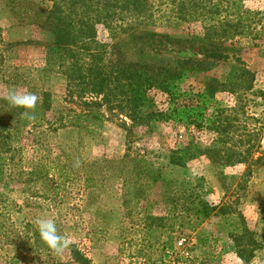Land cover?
<instances>
[{
	"label": "trees",
	"instance_id": "16d2710c",
	"mask_svg": "<svg viewBox=\"0 0 264 264\" xmlns=\"http://www.w3.org/2000/svg\"><path fill=\"white\" fill-rule=\"evenodd\" d=\"M45 1L47 5L22 0L10 7L12 13L16 7L23 8L18 16L20 23L26 21L36 27L45 35L44 40L6 43L0 31L1 84L24 85L26 93H34L38 98L35 109L30 111L34 118L30 119L22 115L23 109L11 107L7 96L0 95V184L23 177L24 181H31L52 167L61 178L58 182L51 181L55 183L53 189L64 187L68 180L66 166L58 159L32 157L33 166L26 170L29 150L34 151L39 146L38 138L46 133L65 128L81 131L88 123L107 116H121L129 121V125L122 122L129 139L132 128L149 127L151 122H170L186 128L190 137L187 144L167 156V166L173 169L184 168L187 161L201 155L221 165L261 160V157L253 160V155L260 149L264 116L246 114L243 96L253 91L254 75L237 56L243 50L239 39L250 41L252 46L263 42L264 6L252 11L244 7V0ZM157 17L171 25L196 24L200 32L184 38L157 32L154 28ZM100 27L108 32L109 43L98 41ZM19 46H35L43 54L41 72L63 81L60 108H54L52 92L34 84L28 86V78L19 73L21 66L16 65L12 55L5 62L4 53ZM230 56L236 58V64L228 67L227 75L211 76L210 72L228 62ZM198 76H202L198 90H182L187 80ZM152 91L166 97V109L155 111L145 106ZM225 92L234 96V106L216 107V95ZM252 95L264 101V90ZM204 131L214 135L213 144L201 149L196 137ZM141 159H132L134 176H139L136 182L152 177L153 183H160L164 179L161 170L138 167ZM95 164L80 162L76 166V175L85 188L100 181L89 173ZM45 175L48 177L47 172ZM188 198L192 208L186 212L197 224L211 216L227 214L225 205L210 206L192 195ZM168 200L173 201L170 196ZM8 204V200L0 201V216ZM32 235L35 244L40 238L37 231ZM229 238L243 264H248L256 251H264V236H257L245 225L240 233L230 234ZM35 248L39 246L35 244ZM69 255L73 264H91L74 246ZM13 264L21 262L16 257Z\"/></svg>",
	"mask_w": 264,
	"mask_h": 264
},
{
	"label": "rangeland",
	"instance_id": "374dc122",
	"mask_svg": "<svg viewBox=\"0 0 264 264\" xmlns=\"http://www.w3.org/2000/svg\"><path fill=\"white\" fill-rule=\"evenodd\" d=\"M21 1L0 0L2 38L6 43L44 40L45 35L36 27L26 21L20 23L18 16L23 8L16 7L15 13L10 10ZM35 2L48 4L45 0ZM243 4L246 9L259 11L264 0H244ZM157 18V32L182 38L200 32L196 24L171 25ZM97 39L110 42L108 32L101 27ZM238 42L243 50L237 57L254 75L253 91L243 96L245 111L248 116L261 118L264 101L252 94L264 90V39L257 46L244 38ZM9 55L21 66L19 73L28 78V86L34 84L52 92L54 108H60L63 81L41 72L43 54L35 46H19L4 53L5 62ZM235 60L230 56L210 75L224 78ZM194 78L187 80L182 90H198L202 76ZM13 88L26 93L24 85L5 87L0 82V95L7 96ZM215 101L219 108L235 104L234 96L226 92L218 93ZM145 106L155 111L168 107L166 97L157 91L148 93ZM122 122L130 124L121 116H107L88 123L81 131L65 128L38 138L39 146L29 150L32 156H26V170L33 166L32 157L58 159L66 166L68 180L64 187L54 190L53 182L61 178L49 167L31 181L23 177L0 184V201H9L0 216V264H13L16 257L21 264H73L69 259L71 246L91 264H243L233 251L229 235L240 233L245 225L257 236H264V134L259 151L253 155V160L261 157L258 163L221 165L201 155L187 161L184 168L173 169L167 166V156L187 144L190 137L186 128L170 122H151L149 127L132 128L129 139ZM213 137L201 132L196 143L201 149L209 148ZM134 158L143 160L138 167L160 169L164 179L153 183L152 177H146L136 182L139 176H134ZM80 162L97 163L89 171L100 180L94 187L85 188L76 175ZM188 195L210 206L225 205L227 214L211 216L197 224L186 212L192 208ZM38 218L54 219L59 234L69 238L70 246L62 255L43 248L45 244L40 239L35 242L39 249L35 248L32 234ZM248 264H264V251H256Z\"/></svg>",
	"mask_w": 264,
	"mask_h": 264
},
{
	"label": "clouds",
	"instance_id": "9594fccd",
	"mask_svg": "<svg viewBox=\"0 0 264 264\" xmlns=\"http://www.w3.org/2000/svg\"><path fill=\"white\" fill-rule=\"evenodd\" d=\"M6 100L11 107L23 109L24 112L22 115H26L30 119L34 118L30 114V111L35 109L38 100L34 93H24L13 88L9 90ZM35 226L40 240L53 253L62 255L64 251L70 246L69 238L59 234L54 219L38 218L35 221Z\"/></svg>",
	"mask_w": 264,
	"mask_h": 264
}]
</instances>
